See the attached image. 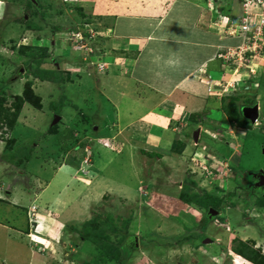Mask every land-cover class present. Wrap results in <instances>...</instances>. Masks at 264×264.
<instances>
[{
  "label": "rangeland",
  "instance_id": "rangeland-1",
  "mask_svg": "<svg viewBox=\"0 0 264 264\" xmlns=\"http://www.w3.org/2000/svg\"><path fill=\"white\" fill-rule=\"evenodd\" d=\"M38 1L0 0V98L11 106L31 83L42 100L41 110L26 103L3 135L14 138L11 149L0 138V264H252L232 250L236 238L264 254V190L251 189V174L264 171V52L241 66L237 61L243 81L228 89H236L241 105H259L255 124L227 129L219 107L182 127L184 153L164 155L163 147L149 157L144 152L155 149L137 137L146 128L120 124L135 115L126 98L134 97L137 82L110 65L125 47L110 29L108 3L77 0L84 17L75 0ZM229 2L228 14L240 18L242 0ZM82 26L87 36L74 32ZM22 46L31 48L24 56ZM99 59L108 61L100 70ZM19 158L28 163L18 165ZM84 160L97 165L96 175L91 165L79 168ZM208 193L223 198L214 217L181 197ZM34 215L40 222L32 228ZM121 217L122 233L135 236L137 247L116 228L98 227L107 220L120 226Z\"/></svg>",
  "mask_w": 264,
  "mask_h": 264
},
{
  "label": "crops",
  "instance_id": "crops-1",
  "mask_svg": "<svg viewBox=\"0 0 264 264\" xmlns=\"http://www.w3.org/2000/svg\"><path fill=\"white\" fill-rule=\"evenodd\" d=\"M94 1L108 3L106 17L112 15L114 20L110 29L128 54L109 61L113 71L118 68L121 75L137 82L134 97L126 98L127 107H133L130 111L135 115L128 123L120 124L130 130L132 126L146 128L144 135L137 133V137L144 138V146H151L154 153L163 147L164 155L171 153L175 140L184 141L182 127H188L189 117L218 110L221 103L216 101V95L241 77L236 63L229 61L226 66L222 55L228 49L241 47L243 38L223 29L224 24L214 18L213 12L209 13L207 0ZM230 6L229 0H216L219 13L234 19L228 14ZM117 57L126 59L117 63ZM141 88L150 91L146 93ZM184 120L188 123L183 124ZM90 165L96 175L97 165Z\"/></svg>",
  "mask_w": 264,
  "mask_h": 264
},
{
  "label": "trees",
  "instance_id": "trees-1",
  "mask_svg": "<svg viewBox=\"0 0 264 264\" xmlns=\"http://www.w3.org/2000/svg\"><path fill=\"white\" fill-rule=\"evenodd\" d=\"M215 1L216 0H214V2ZM29 2L31 4L39 3L38 0H35V1L29 0ZM74 7L78 11L79 14H81L85 17V15L83 14V6H80V4L78 3V4H75ZM234 19H237V17H235ZM24 21L27 24L26 27L33 28L32 25H29L30 23L28 20L24 19ZM89 22L90 21L85 22L84 25H86V23H89ZM97 28L98 27H96V26L94 27L95 30H97ZM88 31H89V28H86L85 26H82L81 28H77V29L75 28L74 29L75 33H82L86 36L88 35ZM71 32L74 33L73 31H71ZM29 47L30 46L20 47V51L22 52L23 56L26 54L27 50L31 49ZM124 55L127 56L128 55L127 52H124ZM101 57L104 58L105 56L100 55L97 58H101ZM125 59L126 58H124V57L123 58L117 57L116 62L117 63L118 62L123 63L125 61ZM32 61H35V56H33V55L29 56V61L27 62V63H29V66L31 65ZM39 71L40 70L35 71L34 75L42 77ZM41 101L42 100H41L40 96L38 94H36L35 90H33L31 83H28L26 85L24 93L21 96H17L16 99L14 100V102L11 104V106L6 105V103H7L6 98H0V132L3 131L4 128L7 129L3 132L2 136H0V138L2 140L6 141V143H5L6 148L11 149L15 140H14V138H11V139L5 138L3 135H6V133L8 131H11L15 128V126L17 125V123L19 121L21 113L23 111L24 105L27 103V104H30L31 106H33V108H35L37 110H41L42 109V102ZM241 101H242V98L240 96H238L237 94H232V95H229L227 97H223L221 99L220 111L224 112L223 116L226 117V120L224 118L223 123L226 125L227 129L231 128V126H233V124H237V126H239L240 128L250 126L251 122L248 121L244 117L243 109L246 106L256 105L257 103L253 102L251 100V101L246 102L245 104L241 105V103H240ZM201 116L202 115H199V114L195 115L194 114V115L189 117V122L197 125L198 124V118L201 119ZM186 120H188V119L186 118ZM84 146H85V144L81 145V147H84ZM183 151H184L183 143L180 140H175L172 152L175 154H181ZM144 153H146V152H144ZM146 155H148L149 157L150 156L154 157L157 155V153H146ZM235 158L236 157H233V159H235ZM25 162L28 163V160L19 158L17 161V164L22 165ZM190 182L195 183L191 180H190ZM242 188H246L245 190H247L248 186H246V187L242 186ZM181 197L186 202L198 203L201 206V208H203L204 210H206V209L208 210L209 208L210 209L214 208V209H217L219 211L222 210V206H223L222 199L223 198L222 197L217 198L214 193H211V194L208 193V194L201 195V196H198V194H195L192 197H188L187 195H182ZM109 221H111V222H109ZM109 221L107 220V221H105V223L101 222L99 225L97 224L99 229L102 228L104 225V229H105L104 231L106 233H108V231H114L113 228H116L115 231L116 232L119 231L118 233H120V235L124 238V240L127 243L133 242L131 240L130 236L124 235L122 233V230H121V228L127 229V225H126L127 220L126 219L121 217V221L118 220L120 226H118V224L112 220H109ZM101 225H102V227H101ZM88 235H90V234L88 233ZM88 235L86 233L83 234V237H84L83 239H89ZM102 240H105V239H102ZM125 250H128V249H125ZM232 250L238 256H240L241 258H243L246 261H249L252 264H264V254L262 253V250L260 248H256L255 245L251 242V240L245 241V240H241L239 238H236L233 242ZM114 260L117 261L116 258Z\"/></svg>",
  "mask_w": 264,
  "mask_h": 264
},
{
  "label": "built area",
  "instance_id": "built-area-1",
  "mask_svg": "<svg viewBox=\"0 0 264 264\" xmlns=\"http://www.w3.org/2000/svg\"><path fill=\"white\" fill-rule=\"evenodd\" d=\"M242 2L243 14L239 21L228 24L227 32L242 36L244 44L238 49H228L222 55L226 63L232 61L238 64L239 61V66L249 61V58L264 52V0H242ZM228 54L231 55L230 58H227Z\"/></svg>",
  "mask_w": 264,
  "mask_h": 264
},
{
  "label": "clouds",
  "instance_id": "clouds-1",
  "mask_svg": "<svg viewBox=\"0 0 264 264\" xmlns=\"http://www.w3.org/2000/svg\"><path fill=\"white\" fill-rule=\"evenodd\" d=\"M76 1V2H75ZM75 1H72V3H74L73 5L75 6V4H78V2H77V0H75ZM207 4H209V6H211V8H212V10L215 8V4H216V1L214 2V0H207ZM241 18V17H240ZM240 18H237V19H230V18H226L225 16H223L221 13H219V15L217 16V18L216 19H219V21L221 22V25H223L224 24V27H223V29H225L226 31H227V28H228V24H230V22H237V21H239V19ZM224 21H225V23H224ZM238 36H240V35H238ZM241 38H243L242 36H240ZM244 40V39H243ZM243 44H244V42H243ZM243 46V45H242ZM240 48V47H239ZM100 61L98 62V63H96L95 65L99 68L98 70H100L101 69V66H102V64L103 63H105L106 64V62H108V61H104L103 59H99ZM97 61V60H96ZM111 65V64H110ZM106 69H108V68H105V70ZM237 70L239 71V69L237 68ZM245 74V73H244ZM240 76H241V74H239ZM239 75H237L236 74V76L239 78ZM246 80H248V78L246 79ZM242 81H243V78L242 77H240L239 78V80H236L235 81V84H233V85H231L230 87H228V88H226L225 86L222 88V90H220L219 91V94L218 93H215V94H218V95H216V101L218 100L219 102L221 101V99L223 98V97H227V96H229V95H232V94H235V91H236V89H234V90H232L231 92H228L229 90V88H233L234 87V85H240V83H242ZM225 88H226V91H225ZM252 91H253V89H251ZM256 105H258V104H256ZM252 106H254V105H252ZM259 106V105H258ZM247 107V106H246ZM245 108V107H244ZM260 116V115H259ZM257 120H259V118L257 119ZM257 122V121H256ZM199 124V123H198ZM252 124V123H251ZM188 128V127H187ZM199 129V128H198ZM186 131L184 130V132L183 133H185ZM186 134V133H185ZM113 141V140H112ZM182 143H183V145H184V151H185V148H187V146H186V142H184V141H181ZM105 145H108V144H105ZM109 147V146H108ZM144 150V149H143ZM142 150V151H143ZM172 150H173V148H171L170 149V151H171V153L172 154H175V153H173L172 152ZM184 151L182 152V153H184ZM181 153V154H182ZM161 157H160V159L162 158V155H160ZM87 160H88V158H87ZM87 160H84L83 161V164L84 165H82V161L80 162V164H79V168H80V166L82 167V166H88V165H90L89 164V162L87 161ZM262 172H264L263 170H261L260 172H258V173H254V174H258V175H260V173H262ZM252 176H253V173L251 174ZM54 179V178H53ZM217 210V209H216ZM218 212H219V214H220V212L221 211H219V210H217ZM29 215H31V212L30 211H28L27 210V216L29 217ZM35 216V215H34ZM36 218H34L36 221L35 222H33L32 224L31 223H29V225L32 227V228H34L35 227V225L36 224H38L40 221L37 219V216H35ZM38 227V226H37ZM36 227V228H37ZM37 233V232H36ZM39 234V233H38ZM41 234H39V236H40ZM134 237L135 236H133V239H134ZM137 239V238H136ZM134 242V241H133ZM135 245V244H134ZM136 246V245H135Z\"/></svg>",
  "mask_w": 264,
  "mask_h": 264
},
{
  "label": "water",
  "instance_id": "water-1",
  "mask_svg": "<svg viewBox=\"0 0 264 264\" xmlns=\"http://www.w3.org/2000/svg\"><path fill=\"white\" fill-rule=\"evenodd\" d=\"M33 1H35V0H33ZM243 115L248 121H250L252 124H255L257 119L259 118V115H260V108L258 105L247 106L243 109ZM60 120H61V118L57 117L54 121V124H57L58 122H60ZM200 132H201L200 129L195 131V133H194L195 141H198V138L200 136ZM260 175L263 176L262 182L260 183V185L264 186V172L260 173ZM218 213L219 212L214 208H211L209 210V214L212 217L218 215ZM207 241H210V239ZM207 241H206V243H207Z\"/></svg>",
  "mask_w": 264,
  "mask_h": 264
},
{
  "label": "flooded vegetation",
  "instance_id": "flooded-vegetation-1",
  "mask_svg": "<svg viewBox=\"0 0 264 264\" xmlns=\"http://www.w3.org/2000/svg\"><path fill=\"white\" fill-rule=\"evenodd\" d=\"M253 177H254V179H253V183L251 184V189L258 188L259 190H264V186L260 185V183L262 182V177L263 176L258 175V174L257 175L253 174ZM133 240H134V244L137 247V239H136V237Z\"/></svg>",
  "mask_w": 264,
  "mask_h": 264
}]
</instances>
